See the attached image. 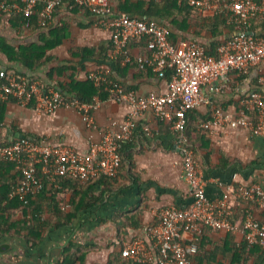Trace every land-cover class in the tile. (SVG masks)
<instances>
[{
  "label": "built area",
  "instance_id": "obj_1",
  "mask_svg": "<svg viewBox=\"0 0 264 264\" xmlns=\"http://www.w3.org/2000/svg\"><path fill=\"white\" fill-rule=\"evenodd\" d=\"M72 2L79 9L96 15L100 23L110 29V56L122 65L133 63L130 53L131 41H145L148 50L146 59H138L141 68H151L160 77L172 70V79L164 94L140 95L127 91L109 78V71L96 69L86 78L96 86L103 85L109 98L130 107L128 119L113 123L118 131H105L87 153H79L67 145H52L20 137L9 142L0 140V158L12 162L23 178L10 197L24 199L44 188L41 177H63L81 182L97 177L114 178L121 168L120 141L131 140L139 120L151 112L158 120L168 122L177 134L178 145L184 155L185 180L191 187L193 201L185 208L167 206L156 214V221L143 229V235L128 242L121 250L124 259L133 264H189V256L198 250L195 239L204 226L214 231L236 232L239 230L231 220L235 202L248 206L243 217L242 232L249 244L264 249V222L255 214V209L264 210V188L258 183L237 184L223 197L210 200L206 194V180L199 162L187 146V113L200 107H210V118L201 124L204 130L224 126L243 127L254 135L264 137V95L253 91L241 99L237 116H230L220 105L213 103V96L220 93L215 82L219 78L229 81L233 73L246 75L264 61V37L251 30L252 22L261 17L264 22V0H186L204 16L225 13L227 22L235 26V34L226 39L217 49V56L208 54L206 48L196 41L169 39V29L155 20L140 19L114 10L117 0H0L1 14H21L27 20L24 28L32 27V18L37 16L40 27L51 24L55 9ZM182 1V0H179ZM13 98L26 108L51 115L61 108L78 112L87 126L96 128L93 113L104 102L99 96L91 102L66 99L58 91H43L39 81H29L0 67V102ZM1 127V124H0ZM142 129L150 133V127ZM191 234V239L186 235Z\"/></svg>",
  "mask_w": 264,
  "mask_h": 264
},
{
  "label": "crops",
  "instance_id": "obj_2",
  "mask_svg": "<svg viewBox=\"0 0 264 264\" xmlns=\"http://www.w3.org/2000/svg\"><path fill=\"white\" fill-rule=\"evenodd\" d=\"M114 8L117 9V2ZM51 25L62 28L67 36L62 44L48 52L52 56L50 62L32 71L20 63L9 62L1 51L0 62L4 66H15L23 72L37 76L45 83H52L48 77L51 70L72 60L83 65L77 70L80 80H85L90 71L102 68L133 86L140 95L167 92V79L154 73L140 72L136 60L148 57L145 41H131L130 53L136 62L129 66L122 65L118 70L114 64L116 59L110 56V29L100 23L98 16L67 1L55 9ZM170 28L179 35V41L184 36L196 38V27L192 25L186 30L173 25ZM225 35L232 36L227 33ZM0 36L6 37L16 46L38 39L32 28H14L8 16L0 23ZM200 39L206 44L210 42L209 35ZM82 48L93 51L82 59L75 58L73 53ZM215 85L221 87L220 93H211L208 86L203 87V92L213 96V103L223 107L230 116H237L243 97L253 91H260L264 95V61L246 75L233 73L229 81L219 78ZM196 110L194 122L197 131L192 137V143L207 182V197L210 200L221 198L237 184L258 183L264 188V137L254 135L243 127L224 126L220 129L204 130L198 122L208 119L209 109L200 107ZM129 113L128 105L107 99L93 113L96 128H91L73 109L61 108L54 114L46 115L34 108L22 107L10 101L6 105L0 127V140L7 141L28 135L52 145L73 147L84 154L90 150L92 143L101 140L105 131H118L113 123L125 121ZM140 121L150 127V133L143 130L145 136L137 138L132 175L124 170L123 176H119L113 184L98 185L97 194L100 193L102 200L83 212L70 227L50 228L39 246L32 248L22 238H5V243L11 249L0 254V264H59L71 243L95 245L97 249L87 255L86 264H105L115 253L120 255L122 244L119 238L123 237L126 245L143 235L144 227L156 221V214L162 208H185L193 201L191 187L184 176L183 153L178 145L176 132L168 122L158 120L151 112L145 113ZM70 195V192L67 193V197ZM242 205L246 206L235 202L234 208ZM263 212L264 210L255 209L259 219ZM126 215H134L131 220H137L140 227L126 226ZM191 236L186 235L188 240ZM243 241L244 235L240 229L233 232L232 236L229 232L212 230L204 239L209 254L212 253L216 259H224L221 250L228 249L227 246H232V243L239 244Z\"/></svg>",
  "mask_w": 264,
  "mask_h": 264
},
{
  "label": "trees",
  "instance_id": "obj_3",
  "mask_svg": "<svg viewBox=\"0 0 264 264\" xmlns=\"http://www.w3.org/2000/svg\"><path fill=\"white\" fill-rule=\"evenodd\" d=\"M117 9L115 11L127 13L133 17L140 19L155 20L163 24L169 29V39L177 44V34H175L170 25L176 26L183 30L188 29L191 25L196 27V38L182 37V41H196L204 46L210 55L217 56L218 47L228 38L227 34L232 36L235 34V26L227 22L228 16L225 13L216 14L213 16H204L200 14L194 7L188 5L186 0H117ZM115 2V3H116ZM114 3V5H115ZM76 6V5H75ZM78 7V6H76ZM79 8V7H78ZM91 14V13H90ZM93 15V14H92ZM8 16L10 24L18 29L24 28L26 18L21 14H1L0 23L4 17ZM32 30L38 35V39L28 44L22 43L18 46L9 42L6 37L0 36V51L7 57L9 62L20 63L29 70H36L39 66L44 65L52 60L49 51L62 44L67 36L66 32H62V28H55L51 24L47 27H40L37 16L32 18ZM251 30L264 37V22L261 17L253 20ZM203 32L209 35V44L204 43L200 38H206ZM231 36V37H232ZM112 42V41H111ZM93 49L82 48L78 49L74 57L84 58L86 54H91ZM137 64L140 72L146 74H156L151 68H141L138 60ZM115 67H123L119 60L114 62ZM133 64V63H130ZM129 66V64H127ZM83 67L82 63L76 61H68L66 65L57 67L51 70L49 79L52 83H45L37 76L30 75L21 71L15 66H4L0 62V67L8 72L15 73L18 77H25L29 81H39L43 91L54 89L58 91L66 99H78L81 102H91L94 97L99 96L103 101L109 98V93L104 86H96L90 79L80 80L77 77L78 67ZM100 69V68H99ZM172 70H167L164 77L169 82L173 76ZM159 76V75H158ZM160 77V76H159ZM109 78L113 82L121 84L127 91H135L133 86H130L111 72ZM14 101L10 98L8 101L0 102V124L4 120L6 113V105L8 102ZM219 103V102H218ZM208 119L210 118V107H208ZM196 109L187 113V127L185 130L188 138L187 146L191 148L199 162L197 152L192 143V137L197 131L194 120L196 119ZM204 118L198 122V125L206 121ZM207 119V120H208ZM143 122L137 123L133 137L131 140L120 141V154L122 157L121 168L119 173L114 178L100 176L92 181L81 182L76 179L56 177L51 178L47 175H42L44 188L34 195H28L24 199L19 197H10L12 190L23 183V178L15 165L0 158V254L6 253L11 249L8 243H5V238L24 239L27 244L34 248L44 240L45 233L50 228L70 227L77 221L81 214L94 205L98 204L102 197L97 194L98 185L107 183L113 184L119 177L123 176V171H127L132 175L133 155L136 151L137 138L145 136L142 126ZM23 137L31 138L28 135ZM40 141L38 138H31ZM7 140L5 142H9ZM184 159V155H183ZM71 193L67 197V193ZM102 195V194H101ZM243 203V202H241ZM248 206H238L233 208L231 216L232 223L242 231L243 217ZM134 215H126V226L140 227V223L131 218ZM129 220V222H128ZM264 222V212L260 219ZM212 231L208 226H204L197 235L195 242L198 250L195 254L189 256V264H264V249L259 245L249 244L245 239L241 243H232V246H227L228 249L221 250L224 259H216L213 254H209V249L204 243L205 237ZM232 236L233 232H229ZM243 233V232H242ZM121 235L123 232L121 231ZM233 239V238H232ZM122 248L125 246L123 237L119 238ZM95 245L71 243L65 251V255L59 264H86L87 255L96 250ZM105 264H133L123 258L122 254H114Z\"/></svg>",
  "mask_w": 264,
  "mask_h": 264
}]
</instances>
